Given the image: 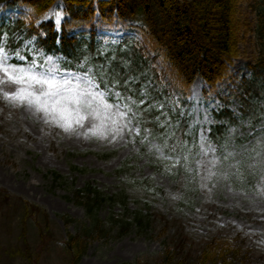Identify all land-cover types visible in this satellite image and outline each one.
I'll list each match as a JSON object with an SVG mask.
<instances>
[{
	"label": "rangeland",
	"instance_id": "374dc122",
	"mask_svg": "<svg viewBox=\"0 0 264 264\" xmlns=\"http://www.w3.org/2000/svg\"><path fill=\"white\" fill-rule=\"evenodd\" d=\"M259 8L257 0H243L238 5L243 29L238 55L228 63L227 75L214 87L196 77L185 97L170 63L152 51L140 25L114 21L102 26L97 31L94 52H85L76 69L65 67L60 55L32 51L28 42L14 52L3 40L0 42L10 56L19 53L26 57L29 53V62L35 59L43 64L40 70L54 62L60 69L58 78L87 71L101 90L113 94L109 102L119 94L120 103H129L135 113L134 118L129 114L130 123L121 118L113 124L101 117L85 121L82 127L73 124L65 131L63 121L6 99L3 92L14 91L15 87L0 85V189L48 213L53 240L41 264H66L63 241L67 232L75 231L85 221V213L65 196L85 182L108 193L125 190L130 208H145L155 220L146 235L131 232L120 239L94 240L78 264L153 263L162 255L163 243L181 233L193 249L217 233H242L255 246V254L264 256V118L253 126L244 122V127H230L220 145H211L204 134L214 122L213 111L223 104L238 112L234 84L248 74L247 65L259 51L252 31ZM22 12L29 11L23 7L4 9L0 1V15L9 18ZM41 20H51L59 31L64 20L61 0H56ZM126 51L130 55L135 51L142 69H127L119 77L132 91L124 95L110 81L118 79L128 59ZM9 63L20 61L13 58ZM169 104H176L180 115L187 118L190 136L182 141L166 139L168 148L183 153L182 160L174 164L158 160L159 140L142 131V122L136 119L139 107L157 105L163 121L159 128L164 129L169 118L163 107ZM53 173L64 176V181L53 183ZM12 204L8 211L0 212V264H10L1 254L4 246L18 241L19 215ZM62 214H69L75 222L64 224ZM105 215L103 210L101 216ZM28 236L36 246V231L31 226Z\"/></svg>",
	"mask_w": 264,
	"mask_h": 264
},
{
	"label": "trees",
	"instance_id": "16d2710c",
	"mask_svg": "<svg viewBox=\"0 0 264 264\" xmlns=\"http://www.w3.org/2000/svg\"><path fill=\"white\" fill-rule=\"evenodd\" d=\"M0 1L4 9L23 7L29 11L9 18L0 15V42L3 40L12 52L31 45L32 51L60 55L65 59L63 65L73 69L85 59V52H94L97 31L102 26L114 21L140 25L152 51L170 63L183 97L196 77L214 87L227 75L228 63L238 55L243 29L238 17V5L243 0H61L64 20L59 31L51 20L40 21L56 0ZM257 2L261 8L257 10L252 31L259 43V51L247 65L248 74L234 84L240 104L238 112L226 104L213 111L214 122L204 130L213 146L227 139L230 127H244V122L253 126L264 118V0ZM127 52L124 55L128 59L120 68L118 79L110 81L124 95L132 94V91L119 77L127 69L133 71L142 67L135 51L132 55ZM25 56L30 57L29 53ZM156 109L157 105H142L136 111V119L142 122V131L146 130L151 138L159 140L156 149L160 150L157 158L161 163L180 162L183 153L168 148L166 139L182 141L190 137L187 135L188 120L180 115L176 104L165 105L163 109L169 122L161 129V112ZM75 169L78 170L73 167ZM64 179L58 173H53L51 178L53 183ZM65 198L81 206L85 213V221L75 231L67 232L63 241L66 264H78L94 240L120 239L131 232L146 235L155 220L153 213L145 208L131 209L125 190L108 193L85 182ZM10 204L19 215L18 241L4 246L2 256L10 264L14 260V264H41V258L53 240L48 213L37 204L0 189V212L8 211ZM103 210L106 215L102 217ZM60 217L66 225L75 222L69 214ZM29 226L36 231L34 247L29 242ZM251 243L242 233H217L198 249H193L192 243L187 244L181 233L163 243L164 251L155 262L143 264H264V256L256 255V248Z\"/></svg>",
	"mask_w": 264,
	"mask_h": 264
},
{
	"label": "snow or ice",
	"instance_id": "6c2138e0",
	"mask_svg": "<svg viewBox=\"0 0 264 264\" xmlns=\"http://www.w3.org/2000/svg\"><path fill=\"white\" fill-rule=\"evenodd\" d=\"M13 58L20 63H9ZM42 68L43 64H38L35 59L29 62L19 53L15 57L10 56L0 46V85L15 87L14 91L3 92L4 97L26 104L29 108L34 107L37 113L46 117L63 121L65 131L73 124L82 127L85 121L101 117L113 124H118L121 118L130 123V113L132 118L135 117L129 103H120L119 94H115V100L109 102L113 94L107 89L101 90L87 71L72 78H58L60 69L54 62L46 70H40Z\"/></svg>",
	"mask_w": 264,
	"mask_h": 264
}]
</instances>
